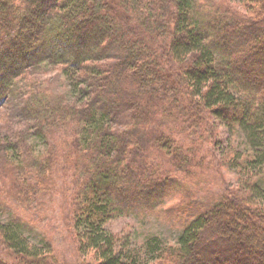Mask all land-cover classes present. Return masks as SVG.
<instances>
[{"label":"trees","instance_id":"obj_1","mask_svg":"<svg viewBox=\"0 0 264 264\" xmlns=\"http://www.w3.org/2000/svg\"><path fill=\"white\" fill-rule=\"evenodd\" d=\"M146 212L151 263L264 264V0H0V264H134Z\"/></svg>","mask_w":264,"mask_h":264},{"label":"rangeland","instance_id":"obj_2","mask_svg":"<svg viewBox=\"0 0 264 264\" xmlns=\"http://www.w3.org/2000/svg\"><path fill=\"white\" fill-rule=\"evenodd\" d=\"M221 1V0H217ZM51 76H58V82L60 85H64V77L60 73L57 75V71L55 72L54 69L49 71ZM54 80V79H53ZM61 89V88H60ZM12 119L7 123V128L12 127L14 122L20 119L19 116L16 115V111L14 109L10 110ZM27 124V123H26ZM220 124V122L218 123ZM220 129V134L223 137V139H227L229 136V140L233 139L235 141L233 144L237 145L241 149L246 148V142L245 138L240 132L234 131L232 133V136L223 124L219 125ZM229 132V133H228ZM2 133H7L6 131H2ZM35 144L39 148L42 149V143H40V140H33ZM236 153V151L234 152ZM217 177L218 184L225 183V182H238L240 181V175H238L237 171L232 168L231 161L225 163L223 168L220 169L219 173L215 175ZM207 178L203 179L202 184L205 183V180ZM216 179H213V182ZM211 181V180H210ZM218 186V185H217ZM206 188H211L213 190L214 184L211 186H207ZM174 200V199H173ZM173 200L169 199L168 204H173ZM161 210L163 208L161 207ZM125 214V213H123ZM137 213H128V215H118L115 218L111 219L107 223V228L110 229L114 234L118 235L121 239L120 245L124 247L125 252L123 251L124 255H131L134 259H136V262L134 264H154L151 263V261L154 259H148L150 256V253L148 252V255H144V250H145V245L146 242L149 241V239L152 236H158L160 238V244L164 245H173L177 243L176 236H177V231L179 228L175 226L172 222V220L167 216H157L156 214H149L148 212L143 213L142 215H134ZM5 218L6 215H5ZM24 232L27 235H30L34 239L37 238V234L33 231H30L29 229L25 228ZM156 241V240H152ZM68 245V244H67ZM149 251L151 254L153 253L151 247L149 248ZM47 253L50 252L49 250L46 251ZM56 256H60L62 259L61 255H59L58 252H54ZM62 254H66V252H63ZM53 260L59 264H62L63 262H59L54 256L52 257ZM66 261V260H65ZM160 264V263H158ZM167 264V263H166Z\"/></svg>","mask_w":264,"mask_h":264}]
</instances>
